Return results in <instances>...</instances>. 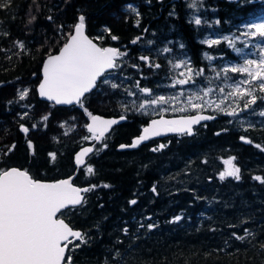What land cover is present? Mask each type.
Returning <instances> with one entry per match:
<instances>
[{
    "label": "trees",
    "instance_id": "1",
    "mask_svg": "<svg viewBox=\"0 0 264 264\" xmlns=\"http://www.w3.org/2000/svg\"><path fill=\"white\" fill-rule=\"evenodd\" d=\"M10 3V8H0V171L17 166L36 179L67 177L76 169V150L94 143V151L86 165L78 168L73 182L112 186L86 193L84 209L63 217L91 237L78 248L69 245L73 250L67 255L72 256L73 264H264L260 249L264 243V185L252 179L264 177V151L256 147H264V117L250 115L251 121L244 122L206 110L217 117L195 126L192 135H169L165 147L158 151L143 144L131 150L117 149L157 115L133 109L134 102L141 99L137 81L156 94L165 90L161 80L167 73L166 57L185 54L196 70L208 68L205 53L237 58L224 40L211 47L201 41L206 37L218 39L264 16V6L246 0H204L198 10L188 8L186 0ZM125 4L135 6L139 17L125 11ZM173 6L176 15L170 17ZM80 15L85 16L86 32L99 45L115 46L127 53L117 61L120 67L105 73L109 82L102 83L105 77H101L98 86L86 94L84 105L92 114L126 116L99 141L79 140L90 134L84 108L42 100L36 90L44 59L66 42ZM193 16L206 23L195 25L190 22ZM113 35L117 39L113 40ZM137 37L140 40L133 44ZM20 43L25 46L23 50L18 47ZM164 45L171 51L163 52ZM141 55L160 64V70L146 67L139 59ZM111 83L120 87L112 89ZM126 89L135 95L128 96ZM25 90L28 95L21 100L20 93ZM45 115L47 121L42 119ZM22 124L29 128L27 134L20 131ZM241 136L252 143H244ZM12 145L15 148L10 150ZM50 153L56 154L54 161ZM232 157L241 169V179L220 181L223 161ZM88 166L93 167L94 174L86 172ZM153 186L159 195L151 191ZM132 199L137 200L136 205L128 203ZM177 215L183 219L170 223ZM139 222L159 226L148 231L139 228ZM123 227L129 228L128 235L123 234ZM245 228L256 239L236 240L233 233L244 235Z\"/></svg>",
    "mask_w": 264,
    "mask_h": 264
},
{
    "label": "snow or ice",
    "instance_id": "2",
    "mask_svg": "<svg viewBox=\"0 0 264 264\" xmlns=\"http://www.w3.org/2000/svg\"><path fill=\"white\" fill-rule=\"evenodd\" d=\"M148 2L151 3V0H148ZM160 2L163 3V0H160ZM246 2L264 6V0H246ZM186 6L190 9L198 10L204 6V0H186ZM10 7V0H0V8ZM124 10L135 13L137 17L140 15L137 8L132 4H125ZM168 15L170 17L176 15L174 6ZM34 19L35 17H32V20ZM48 19L51 20L52 17H48ZM190 22H194L197 26L201 25L202 22L206 23V21H202L201 18L196 16H193ZM216 23H219V21H216ZM137 24H139V19H137ZM245 29L240 32L241 36L248 38L244 41V46L248 47L251 44L254 52L250 53V55L258 58H245L239 66L223 67L220 71L213 69L217 79L221 77V73L224 74L225 80L228 79V73H239L245 77V79L225 84V87L219 88L221 94H224L226 89H228L226 97L242 100L243 106L241 107L237 103L231 110H226L221 108V104L225 102L226 97L221 99L219 103L205 100V97H209L214 91V89L208 87L206 90L201 89L200 92H193L187 97V104L192 109L202 110L205 104L208 106L215 104L216 109L224 111L225 115L236 117L239 115L237 108L241 112H246L252 109V106L257 105L258 101L264 100V16L247 22ZM84 30L85 16L80 15L78 22L74 25L73 34L67 37V42L60 48L59 53L56 55L49 54L47 60L44 61L42 80L38 85V94L56 105L76 104L84 108L85 113L91 120V123L86 125L87 131L92 134V139L99 141L110 127L119 123V121L116 119H103L89 112L84 105L86 94L98 86L97 82L101 77H105L101 81L102 83H108L105 73L120 67L117 61L121 57L126 56L127 53L113 47L97 46L92 39L85 35ZM104 31L109 32L111 35L108 28H105ZM144 31H148V29H144ZM112 39L115 40L117 37L113 35ZM139 40L140 37H137L132 43L136 44ZM224 41L233 50L240 51V49L236 48L235 38L224 37ZM255 41H260V43H255ZM221 42L220 39H205L201 41V43L207 44L209 47L219 45ZM148 43L150 44L151 41ZM18 47L23 50L25 46L20 43ZM180 47L183 48L184 45L180 44ZM162 51L170 52L171 49L165 47ZM205 57L209 61L213 59L207 53H205ZM139 59L144 61L149 68L159 69L161 67L158 63H152L147 55H141ZM172 67L174 69L186 68V72L179 73V76L186 78L174 80L170 85L171 87L195 83L194 77L203 75V70L195 72L187 61L173 63ZM208 83H211V81ZM110 86L112 89L120 87L117 83H111ZM135 86L144 96L152 97L138 105L141 110L146 109L150 105H164L179 99V96H153L152 91L147 87H141L138 81ZM125 91L128 96L135 95L130 90L126 89ZM27 95V90L22 91L20 99H25ZM194 101H200V103H194ZM127 110L125 108V111ZM164 110L166 111L167 109ZM185 110L186 108L179 109V111ZM252 114H255L254 109ZM24 115H27V113ZM259 116L264 117V110L259 112ZM214 118V116L210 115H196L178 120H152L151 125L145 127L143 134L138 139H135L131 145H120V147L136 148L141 142L148 140L150 137L159 136L164 131H175L192 135V126L194 124ZM42 119L47 121L48 116L45 115ZM124 119H126L125 116L120 117V120ZM32 127H36V125ZM20 131L27 134L29 128L22 124L20 125ZM84 139L87 140L89 137H84ZM240 139L246 144L252 143L250 139L243 136ZM32 147V142L29 140L28 148L31 149ZM104 147H107V145H104ZM164 147L165 145L161 144L159 148H153L152 151H158ZM256 147L264 151V147H261V145L257 144ZM14 148L15 145L10 146V150ZM91 152H93L92 147L83 148L76 154V164L80 165L82 157ZM49 155L53 161L56 159L55 153H50ZM234 160L235 157H232L223 161L225 169L219 173L220 181H224L227 178H232L236 181L241 179V169L234 164ZM86 172L94 174L93 167L88 166ZM252 179L264 185V177L256 175ZM97 187L107 189L112 186L105 183L103 185L92 184L81 188L74 186L69 179L55 183H44L33 179L28 171L15 167L0 171V264H73L72 256L67 255L73 250L69 248V245L78 248L87 244L91 237L85 232L74 230L66 222V219L61 217H68L78 208L83 210L87 204V198L83 194L94 191ZM151 191L159 195L156 186H153ZM128 203L136 205L137 200L132 199ZM146 219L151 220V217H146ZM182 219V216L177 215L169 222L178 223ZM158 226L156 223L145 225L143 222H139V228H146L148 231H152ZM96 227L99 228V225L97 224ZM122 232L124 235H128L129 228L123 227ZM233 236L239 241L248 240V237L256 239L255 234L247 228L244 229V235L233 233ZM75 241H79V244L74 243ZM248 242L251 243L250 240ZM117 243H122V241L117 240ZM260 249L264 251V243L260 244ZM115 255L119 256L120 252L117 251Z\"/></svg>",
    "mask_w": 264,
    "mask_h": 264
},
{
    "label": "rangeland",
    "instance_id": "3",
    "mask_svg": "<svg viewBox=\"0 0 264 264\" xmlns=\"http://www.w3.org/2000/svg\"><path fill=\"white\" fill-rule=\"evenodd\" d=\"M249 22V21H248ZM247 23V22H246ZM243 23L241 24L238 28L235 29V31H233L232 33H228L218 39L220 40H224V37H231V38H235V43H236V48L240 49L239 52L233 50V53L236 54L237 58L234 59H224L221 58V55H210L213 57V59L211 61H209L208 59V68L203 70V75H196L197 77H199L200 79L196 81L195 77V83H189L187 85H176L175 87H171L170 85L173 83L174 80L176 79H185L186 77H181L179 76L180 72H186V68L181 67L179 69H174L172 67L173 63H179L181 61H187L189 66L191 68L194 69L195 72H199L200 69H195L189 60V57L185 54H182L178 57H166V70L167 73L163 76L162 80H161V86L165 87L164 91L158 92L156 94H154L153 92V96H159V95H164L166 97H170V96H179V99L176 101H170L168 104H164V105H150L148 106L146 109L141 110L139 109L138 105L146 100L151 99L152 97H147L144 96L143 94H141V99L137 102H134L133 104V109L134 110H138L141 113H144L146 115L149 114H183V113H190V112H205L206 110L208 111H212V112H221L224 114V111L221 110H217L216 109V105L212 104L211 106H208L207 104H205V107L201 110V109H192L188 104H187V97L193 93V92H200L201 89L206 90L208 87H211L212 89H214V91L210 94L209 97H205V100H212L215 101L216 103H219L221 99H223L224 97H226V93L228 91V89H226L224 94H221L219 92V88L220 87H225V84H231L234 81H239L241 79H245L244 76H242L239 73H228V79L225 80L224 79V74L221 73V77L219 79L216 78V73L213 71V69H216V71H220L221 68L223 67H231V66H239L240 64L243 63V60L245 58H258L256 56L250 55V53L254 52V49L252 48L251 44H249L248 47L244 46V41H246L248 38L241 36L240 32L246 30L245 29V24ZM205 39H216V38H212V37H206ZM255 43H260V41H255ZM164 48L166 47V45L163 46ZM151 61V59H150ZM152 63H157V62H153ZM148 65H146L147 67ZM152 71L157 70L154 68H151ZM160 70V68H159ZM209 81H211V83H208ZM149 88V87H147ZM151 90V88H149ZM139 90V89H138ZM181 93H183V95H181ZM259 95V93H257ZM135 100V99H134ZM194 103H200V101H194ZM239 103L241 105V107L243 106V101L237 99H233V97H226V100L223 104H221V108L222 109H226V110H231L233 107H235V105ZM180 108H186L185 111H179ZM164 109H167L166 111ZM254 109L255 114H252V110ZM237 112L239 113L238 116L234 117L238 120H244V122L247 121H251V117L250 115L253 116H259V112L264 110V100H260L257 102V105L252 106V109H250L249 111H246L244 113L246 114H242V112L240 111L239 108L236 109ZM261 117V116H259ZM73 125V124H72ZM25 126V125H24ZM84 137H89V139L87 140H91L92 139V135L89 134H84L82 137L79 138L80 141L85 140ZM230 159V158H227ZM226 159V160H227Z\"/></svg>",
    "mask_w": 264,
    "mask_h": 264
},
{
    "label": "water",
    "instance_id": "4",
    "mask_svg": "<svg viewBox=\"0 0 264 264\" xmlns=\"http://www.w3.org/2000/svg\"><path fill=\"white\" fill-rule=\"evenodd\" d=\"M175 1H179V0H175ZM229 1H239V0H229ZM84 31H85V35H87L90 39H92L93 42L97 44V46H99V47H113V48H117V49H119L118 47L111 46V45H106V46H101V45H99V44H98V43H97V42H96L91 36L88 35V33L86 32V27H85V30H84ZM73 32H74V27H73V30H72L71 34H73ZM66 42H67V40H66ZM66 42H65V43H66ZM62 46H63V45H62ZM62 46H61V47H62ZM61 47H60V48H61ZM60 48H59V50H60ZM59 50H58L57 52H55V53H52V55H56V54H58V53H59ZM47 58H48V56L44 59V61H46ZM44 61H43V63H44ZM42 68H43V64H42ZM109 71H110V70H109ZM41 80H42V69H41V79H40V81H41ZM39 83H40V82H39ZM38 85H39V84H38ZM38 85H37V88H36V90H37V94H38ZM92 90H93V89H92ZM92 90H91V91H92ZM38 97H39L40 99H42V100L47 101L46 99L40 97L39 94H38ZM48 102H51V101H48ZM51 103H54V102H51ZM61 106H68V105H61ZM94 115H98V116H100V117L103 118V119H116V120L119 121V123H117V124H115V125H112V126L110 127V129L108 130V132L105 133V135H107V134L111 131V129H112L114 126H116V125H118V124L124 122V120H126V119H124V120H120V117H121V116H106V115H102V114H98V113H95ZM196 115H210V116H214L215 118L217 117L216 114H212V113H210V112H206V111H205V112H193V113L173 114V115H165V114L158 115V116H155V117H152L151 119H149V120L147 121V123L142 127V129L140 130L139 134H138V135H135L134 137H132V139L130 140L129 143H120V144L117 146V149H119V150H131V149H134V148H131V147L121 148L120 145H131L132 142H133L135 139H138L139 136L143 134V129H144L145 127H148V126L151 125L152 120H160V119H164V120H178V119H181V118H185V117H189V116H196ZM122 116H123V115H122ZM125 117H126V116H125ZM215 118H214V119H215ZM211 120H212V119H211ZM211 120H202V121H199L198 123L194 124V125L192 126L193 133H194V127H195V126L199 125L200 123L208 122V121H211ZM88 123H91V120H90L89 117H88V121H87L86 125H87ZM86 129H87V127H86ZM90 134H91V133H90ZM173 134H181V133H179V132H175V131H164V132H162L161 135H159V136H168V135H173ZM105 135H104V137H105ZM159 136H153V137H150L148 140H150V139H152V138H155V137H159ZM148 140L141 142V144L147 142ZM95 141H98V140H95ZM141 144H140V145H141ZM140 145H138V146H140ZM138 146H137V147H138ZM88 147H92V148H93V151H94V143H86V144H83V145H81V146L76 150V152H75V154H74V165H75L76 169H75V171H74L73 174H71V175H69V176H67V177H62V178H58V179H55V180H42V179H36V178H33V179L38 180V181H41V182H44V183H55V182H58V181H60V180L69 179V180H71V182H72V184H73L74 186L81 187V188H82V187H87L88 185H78V184L74 183V182H73V178H74L75 174L77 173L78 168H79V167H83V166L86 165V163H87V158H88V156H89L92 152H91V153H88V154H86L84 157H82V163H81L80 165H77V164H76V161H75L76 154H78L83 148H88ZM13 167L18 168V169H21V170H25V169L20 168V167H17V166H11V167H8V168L5 169V170L11 169V168H13ZM29 174H30V173H29ZM83 195H85V194H83ZM61 218H63V217H61ZM66 222H67V221H66ZM70 226H71V225H70ZM71 227H72V226H71ZM73 229H74V230L82 231V230H80V229H76V228H73Z\"/></svg>",
    "mask_w": 264,
    "mask_h": 264
},
{
    "label": "flooded vegetation",
    "instance_id": "5",
    "mask_svg": "<svg viewBox=\"0 0 264 264\" xmlns=\"http://www.w3.org/2000/svg\"><path fill=\"white\" fill-rule=\"evenodd\" d=\"M158 115H162V114H157L155 116H158ZM165 115H169V114H165ZM153 116V117H155ZM151 119V118H150ZM145 125V124H144ZM143 125V126H144ZM142 126V127H143ZM142 129V128H141ZM140 132V131H139ZM139 134V133H138ZM136 134V135H138ZM169 135L168 136H159V137H155V138H152L150 140H148L147 142L143 143L144 146H148L150 147V149H153V148H159V145L163 144V143H166L167 139H168ZM142 145V144H141Z\"/></svg>",
    "mask_w": 264,
    "mask_h": 264
}]
</instances>
